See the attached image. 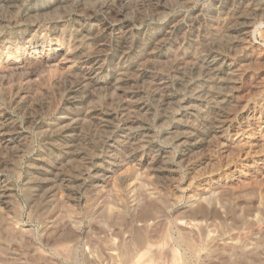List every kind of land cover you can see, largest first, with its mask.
I'll return each instance as SVG.
<instances>
[{
  "label": "bare ground",
  "instance_id": "6f19581e",
  "mask_svg": "<svg viewBox=\"0 0 264 264\" xmlns=\"http://www.w3.org/2000/svg\"><path fill=\"white\" fill-rule=\"evenodd\" d=\"M199 1L0 0V99L21 121L0 111L3 210L14 189L6 177L30 153L32 207L56 192L77 205L81 189L110 179L124 185L125 167L177 199L254 176L264 182V0ZM42 32L62 35L61 49L33 58L26 52L43 50ZM55 63L66 73L52 78ZM54 94L60 112L48 127ZM175 236L167 254L179 248L186 261L191 244Z\"/></svg>",
  "mask_w": 264,
  "mask_h": 264
},
{
  "label": "rangeland",
  "instance_id": "374dc122",
  "mask_svg": "<svg viewBox=\"0 0 264 264\" xmlns=\"http://www.w3.org/2000/svg\"><path fill=\"white\" fill-rule=\"evenodd\" d=\"M212 1L200 0L199 6ZM150 22L145 20L142 25ZM44 33H40L46 40L43 50L39 47L26 54L39 58L61 49L56 40L61 41L62 35L56 39ZM4 60L0 56V64ZM66 66L55 63L50 77L63 76ZM3 99L0 111L20 123L12 105ZM58 105L54 94L43 120L48 127L56 121ZM27 132L32 148H36L39 136L34 130ZM31 156L32 153L25 154L17 174L6 177L14 189L12 206L6 211L0 207V264H91L85 257L89 252L100 264H264V182L260 177L223 183L209 192H186L177 199L150 180L144 170L125 167L124 185L110 179L97 191L87 192L88 196L81 189L77 205L56 192L42 205L32 207L24 188V163ZM90 180H85V186ZM169 225L179 229L171 230V234ZM178 233L191 244V260H182L179 248L167 254L170 238ZM154 247L158 254H150L148 249Z\"/></svg>",
  "mask_w": 264,
  "mask_h": 264
}]
</instances>
